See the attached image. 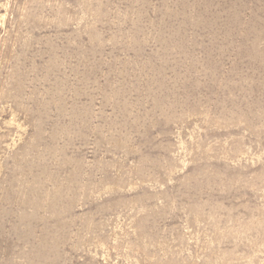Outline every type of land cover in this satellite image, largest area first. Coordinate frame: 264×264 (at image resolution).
<instances>
[{
	"label": "rangeland",
	"instance_id": "rangeland-1",
	"mask_svg": "<svg viewBox=\"0 0 264 264\" xmlns=\"http://www.w3.org/2000/svg\"><path fill=\"white\" fill-rule=\"evenodd\" d=\"M0 264H264V0H0Z\"/></svg>",
	"mask_w": 264,
	"mask_h": 264
}]
</instances>
